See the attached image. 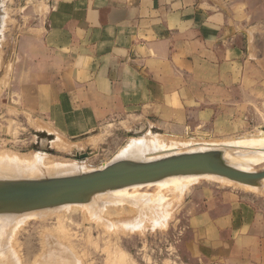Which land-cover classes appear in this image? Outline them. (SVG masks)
<instances>
[{
	"label": "crops",
	"instance_id": "crops-1",
	"mask_svg": "<svg viewBox=\"0 0 264 264\" xmlns=\"http://www.w3.org/2000/svg\"><path fill=\"white\" fill-rule=\"evenodd\" d=\"M42 3L40 22L18 41L15 94L24 118L49 132L73 138L116 120L178 126L188 110L206 115L200 93L212 90L251 93L264 111V0ZM229 207L228 238L239 230ZM203 214L191 224L227 246L224 219Z\"/></svg>",
	"mask_w": 264,
	"mask_h": 264
},
{
	"label": "rangeland",
	"instance_id": "rangeland-1",
	"mask_svg": "<svg viewBox=\"0 0 264 264\" xmlns=\"http://www.w3.org/2000/svg\"><path fill=\"white\" fill-rule=\"evenodd\" d=\"M42 1L43 0H0V13H2L0 15V19H2L0 29V65L4 66L3 64H5L3 67L4 69L1 68L3 71L0 70V81L2 82L4 79L3 82L6 83L3 84L0 82V160L4 155H18V158L20 157V159L26 160L43 154L46 155L44 163H52L54 161L66 165L71 163L69 167L68 165L66 167L67 173H61L62 175L59 174L60 176L67 175L68 171V175H72L71 172H73V174H78L74 171V168L77 170L76 165L82 166L83 164H85L84 166L86 169L83 166H78L77 168H81V171L85 173L98 170L111 163V161L118 160L121 156L123 157L124 154L126 156L123 158L127 159L129 156L127 153L130 152L131 154L132 151L133 153L131 155H135L134 157L138 156L139 160H136V158L132 156L130 157L132 159L128 158V160L144 161L145 158V160L149 159V156L155 154L158 149H153V147L149 149L148 147L143 151L144 153H142L140 151L137 152V149L134 147H136L137 143H143L142 141L145 140V138L148 140L154 136L152 139L157 145V142L162 140L161 142L163 144L161 142L159 143L165 146V151L159 150L160 153H157L158 156L163 155V153H165V155L162 157H166L168 153L178 155V153H188L190 150L193 152L195 145L198 144L197 142H204L203 145L206 147H201V144H198L200 150L196 149L198 148V145H196L197 147H195L194 152H196V150L202 151L205 149L204 151H208L209 149H215L221 151L222 158L232 167L234 166L235 168L245 170V172L249 173L263 170L264 156L262 154L264 152L258 154H261L259 158L258 156L256 157V155L260 152L259 150L262 146L264 151V141L258 143L257 146H260V144L263 145L258 149L255 148L254 151L253 147H250L251 150H247L249 146H242L244 149H240V146L237 149V145L236 147L232 145L235 141L239 139L244 140V138L245 140L249 138L252 142L254 139L258 138L257 135H259L261 131H264V111L256 112L254 107V95L251 93L239 95L238 92H232L230 97L229 95H223V93L213 92V90L206 94L200 93V98H207V102L210 103L211 109L206 111V115L200 116L199 119L191 117L192 111L188 110L186 115L187 118L184 120L183 124L178 126H155L143 121H128L127 123L116 120L105 123L98 129L84 135L67 138L59 134H54V132H49V130H46L47 126L43 125V122L37 119H32L30 116H27L26 120L19 109L21 107V102L17 100L15 94L17 89L15 68L17 45L19 39L30 33L31 29L36 27L43 17L44 6ZM248 87L250 88V86ZM240 97L242 100L247 98L246 103L240 102ZM146 132L149 133L147 134ZM145 135L146 137H144ZM155 136H161L158 137L160 140L156 139ZM138 139L143 140L138 141ZM152 139L150 141H152ZM55 142H58L57 148H55L56 144L53 146ZM192 142L196 143H194V147L191 145ZM188 144L189 146L191 145L188 147L190 150L187 148ZM227 145L228 148H231L227 149ZM129 147L131 148L129 149ZM166 147H168L167 150ZM126 148L128 149L126 150L127 153L125 151ZM151 148L153 150H151ZM170 148L173 149L171 152H168ZM201 148L203 149L201 150ZM120 150L125 153H120ZM149 150L153 151V153ZM241 150L246 155L242 153ZM243 150H247V152ZM233 151H235V154ZM251 151L253 155H251ZM146 152H148V154ZM173 152L178 153L174 154ZM83 153L89 154L90 157L77 160L76 155ZM136 153L141 156L139 157ZM247 153H249L248 156ZM145 155H148V158ZM157 155H153L150 159L152 160L154 156L156 157L155 159H158ZM162 157L160 156V158ZM140 158L142 160H140ZM72 163L77 164L72 165ZM82 168L85 169V171ZM77 171L79 172L80 170ZM81 171L79 173H82ZM35 172L37 177H35ZM35 172L33 176L31 173L25 176L24 174H27L25 172L20 174L21 176H25L22 178L28 179L44 177L45 173H43V171L40 172L39 175L38 171ZM6 175L7 173L5 175L1 173L0 179L21 178V176H16L18 174L14 175L12 173L10 174L11 176H8L9 174ZM49 175H51L50 177L58 176V174ZM187 176L190 177L192 175H186V178L181 177V179L185 178V181H188L185 182L183 180V186L185 187L187 183L191 184L186 185V189L184 188L185 190H182L183 193H181V196H179L175 190L177 189L175 184L177 180L175 179H180V176H172L149 184L134 185L96 193L92 195L88 201L84 202V204H80V207L79 204H73L75 206L68 204L71 208L66 207V205H63L64 207L61 205L62 208L69 210V212L60 215L53 214L41 220L39 218V220L33 218V216L39 214L40 211L45 213V210L54 211L58 210V208H51V210L48 208L40 210L39 212L33 211L34 214L28 212L29 214L31 213L30 215L28 213L14 215L0 214V219L6 216V220H8L7 215L9 218L11 216L10 220L14 216V219L17 218L16 220H20L19 216H22L21 219H23L24 216L27 217V215L32 217V219L29 217L24 219V223L17 229L11 244L13 250L17 253V258H20L22 264L41 263V258L47 253V251H44L47 247L44 246L45 244H42L44 237L45 239L48 238V242L51 243L53 247L57 246L56 243H61V241L63 242L64 240L62 244L65 245L62 252L65 256H69L67 250L72 253L71 257L69 256L66 259H70L71 262L74 260L75 264H264V179L256 183L255 187L235 183L222 177H218V179L216 176H209V178L206 175H194V179L191 177L193 180ZM45 177H48V174ZM211 178L212 180H210ZM123 189V194H121L122 192L120 191ZM133 189H135V191ZM115 191L116 193L118 191L120 193L118 192L116 196ZM147 194L150 195L151 200L155 196L159 197V194L161 195L160 197L166 199L162 204L168 206L169 214L167 218L160 223L162 228L160 225L154 226L153 228V224L146 219V222L140 225V229H131L125 232L122 230L108 232V230H105L102 226L95 225L94 220H89V214L84 213L87 212L89 208H92V210L95 208L96 210L99 206L97 203L99 202L98 198L102 196L101 199H104V197L106 198L108 196L107 198H110V200L115 203L114 205L113 203L109 206L106 205L108 207H106L105 210H108L111 214L110 221L120 220L124 217H127L129 220L135 217L137 209L135 207L133 208L131 205L129 206L126 201L138 203L142 200L141 195L147 196ZM151 195L153 197H151ZM123 197L124 199H122ZM154 200L158 201L156 198L152 201L155 202ZM87 202L91 204L87 206L86 209L84 205H88ZM232 203L236 206L233 210L237 211L236 228L239 227V230L236 232L235 236L228 238V219L230 216L234 218L236 216L234 214L231 215L232 209L230 210L229 205ZM91 205L92 207H90ZM61 206L59 209H61ZM81 207H84L86 211H82ZM203 213L206 214L210 223L219 218L224 219V229L221 230L222 233L220 236H223L224 241L228 240L227 246L214 244V242H216L215 240H218L217 237H215L216 239L214 238L216 233L215 229L212 231L213 233H210V236L206 238L204 236V228H200L199 225L194 226L191 224V221L195 219H198V221L203 224L204 221L202 220L203 217H205ZM125 218L124 220H127ZM14 219L12 221L15 222L16 220ZM6 224L10 225L7 221ZM7 227L9 228V226ZM8 228L4 227L3 230L5 231ZM60 228L64 229V235ZM47 231L48 233L46 234ZM44 232L45 236L43 235ZM232 233H234V231ZM49 238L52 241H50ZM54 238H58L57 240L59 241ZM48 242H45L46 245L49 244ZM53 247L50 249H53ZM42 249L45 252L42 251V254L44 253L43 256L41 255ZM117 249L124 252L126 256L119 259L120 255L116 252L118 251ZM47 250L51 252L49 249ZM53 250L52 252L55 253ZM63 253L61 256H64ZM36 256H38V259L40 256L42 257L34 262ZM67 260L66 262H69ZM120 260H123V262ZM38 261L40 263H38Z\"/></svg>",
	"mask_w": 264,
	"mask_h": 264
},
{
	"label": "water",
	"instance_id": "water-1",
	"mask_svg": "<svg viewBox=\"0 0 264 264\" xmlns=\"http://www.w3.org/2000/svg\"><path fill=\"white\" fill-rule=\"evenodd\" d=\"M221 151L170 155L148 161L118 159L90 172L72 175L0 179V214H23L65 204H81L92 195L172 176L206 175L253 186L264 179V169L249 173L228 165ZM90 157L77 154V160Z\"/></svg>",
	"mask_w": 264,
	"mask_h": 264
},
{
	"label": "bare ground",
	"instance_id": "bare-ground-1",
	"mask_svg": "<svg viewBox=\"0 0 264 264\" xmlns=\"http://www.w3.org/2000/svg\"><path fill=\"white\" fill-rule=\"evenodd\" d=\"M2 13H0V15H1ZM1 21H2V19H0V29H1ZM1 33V32H0ZM1 40V39H0ZM2 60V59H1ZM1 63V62H0ZM4 66H5V64H3ZM2 65H0V70H1V68L2 69H4L3 67L4 66H2ZM1 71H3V70H1ZM5 71V70H4ZM3 73H5V72H3ZM4 81V79L2 80V82L1 83H3V84H6L5 82H3ZM2 84V85H3ZM147 133V132H146ZM145 133V134H146ZM149 133V132H148ZM147 133V134H148ZM149 136V135H148ZM258 136V138L257 139H254V141H250L249 140V138H248V140H247V138H246V140H247V142H246V140H245V138H244V140H237V141H235V143L234 142H232V143H234V144H232L233 145V147H236V145H237V149L240 147V149L241 148H243L244 149V147L245 146H249V148H247V150L248 149H250V147H253V151H254V149L255 148H259L261 145H263V144H260V146H257L258 145V143H262V141H264V131H261L260 132V134L259 135H257ZM144 137H146V135L144 136ZM150 137H151V135H150ZM154 136H152V138H153ZM156 137V139H159L160 140V138H158V137H161V136H155ZM148 138V137H147ZM152 138H149L148 140H146V138H145V140H141V139H138V141L140 140V141H142L143 143H137V145H136V147H134L135 149H137V152H142V153H144L143 151L144 150H146L148 147H149V149H150V147H153V149H158V151L155 153L156 155H157V153L159 152V150L160 151H165L164 150V148H165V146H162L159 142H161V141H159V142H157L158 143V145L153 141V139ZM152 139V141H150ZM252 139V138H251ZM253 140V139H252ZM57 141H59V140H57ZM232 141V140H231ZM230 142V141H229ZM229 142H227V143H229ZM250 142V143H249ZM57 143L58 142H55L54 143V145L53 146H55V144H56V146H55V148H57ZM162 143V142H161ZM195 143V142H194ZM194 143L192 142L191 143V145H193L192 147H194ZM198 144H201V147L202 146H204V148L206 147L205 145H203V143H200V142H197ZM213 143V142H212ZM223 143V142H222ZM221 143V144H222ZM264 143V142H263ZM160 144V145H159ZM163 144V143H162ZM177 144H179V143H177ZM196 144V143H195ZM198 144H196V145H198ZM206 144H207V142H206ZM215 144V143H214ZM225 144V143H224ZM223 144V145H224ZM230 144H231V142H230ZM229 144V145H230ZM190 145V146H191ZM195 145V147H197ZM218 145V144H217ZM253 145V146H252ZM174 146V145H173ZM189 146V144H188V146H187V148L188 147H190ZM208 146H209V144H208ZM225 146V145H224ZM242 146H244V147H242ZM59 147V146H58ZM132 147H133V145H132ZM179 147V146H178ZM195 147H194V150H193V152L195 151ZM223 147V146H222ZM227 147V149H229V148H231V147H229L228 148V145L226 146ZM131 147H129V149H130ZM133 148V149H134ZM173 148H175V147H173ZM172 148V149H173ZM182 148V147H181ZM262 148V149H261ZM260 148V152H258L257 153V155H256V157L258 156V158H259V156L261 155H258L259 153H263L264 151H263V146ZM152 148H151V150H153ZM168 149V147H166V150ZM172 149L170 148V150H168V152L170 151H172ZM185 149V148H184ZM189 149V148H188ZM192 149V148H191ZM196 149H198V150H200V148H199V145H198V148H196ZM203 148H201V150H202ZM207 149H208V147H207ZM206 149V150H207ZM234 149H236V148H234ZM257 149H256V151H257ZM126 150H128L127 148L125 149V151ZM151 150H149V151H151ZM175 150H177L176 148H175ZM175 150H173V151H175ZM190 150V149H189ZM198 150H196V152L198 151ZM205 149H203L202 151H204ZM210 150V149H209ZM212 150V149H211ZM213 150H215V149H213ZM247 150L245 151V150H243V151H245V152H247ZM251 150V149H250ZM121 151V150H120ZM148 151V150H147ZM187 151V150H186ZM236 151V150H235ZM235 151H233L234 152V154H235ZM124 152V151H123ZM122 151L120 152V153H122V154H124ZM136 152V151H135ZM154 152H155V150H154ZM167 152V153H168ZM190 152H192L191 150H190ZM190 152H188V153H190ZM237 152V151H236ZM241 152H242V150H241ZM250 152V151H249ZM126 153H127V151H126ZM133 153V151L131 152V154ZM147 154H148V152H146ZM150 153V152H149ZM151 153H153V151H151ZM150 153V154H151ZM160 153V152H159ZM174 153V152H173ZM178 153V152H177ZM177 153H174V154H177ZM242 153H244V152H242ZM251 153H252V151H251ZM250 153V154H251ZM127 154H129V156H128V158H130L131 156L133 157V158H136V160H139L138 159V156L137 157H134L133 155H131L130 154V152H128ZM137 155H139L138 153H136ZM155 154H153V155H155ZM179 154V153H178ZM232 154V153H231ZM245 154V153H244ZM248 154L249 153H247V156H248ZM256 154V153H255ZM38 155V154H37ZM144 155V154H143ZM152 155V156H153ZM163 155H165V153H163ZM163 155H160L161 157L163 156ZM168 155H173V154H167L166 156H168ZM246 155V154H245ZM251 155H253V153L251 154ZM263 156H264V153L262 154ZM18 156V155H17ZM17 156H15V155H13V156H9V155H4L3 156V158L0 160V168H1V173H3V175H5L6 173H7V175L8 176H11L10 174H18V175H16L17 177H19V176H21V174L20 173H22V172H25V173H27V174H24L25 176L26 175H29V173H31L32 174V176L34 175L33 173L35 172V171H38V175H39V173L40 172H42L43 171V173H45L44 174V177L45 176H47V174H48V177H50L51 175H49V174H58V176H60V175H62L63 173L65 174V173H67L66 172V167H67V165L66 164H63V163H59V162H52V163H50V162H47V163H44L45 162V158H46V155H41V154H39V156H34L33 158H30L31 157V155H30V159H26V160H22V159H20V157L18 158ZM121 156V155H120ZM124 156H126L125 154H124ZM123 156V157H124ZM141 155H139V157H140ZM146 156V155H145ZM152 156H149V159L152 157ZM160 156H158L157 155V157L158 158H160ZM226 156H228V155H226ZM255 156V155H254ZM23 157V156H22ZM21 157V158H22ZM122 156H121V158H119V159H122L123 158ZM147 158H148V155L146 156ZM28 158V157H27ZM127 158V159H128ZM141 158H143V157H141ZM140 158V160H142ZM145 158V157H144ZM156 157L154 156V158L153 159H155ZM250 158H251V156H250ZM115 159H116V157H115ZM123 159H125V158H123ZM130 159H132V158H130ZM146 159V158H145ZM144 159V161H148L149 159H147V160H145ZM152 159V160H153ZM229 159V158H228ZM47 160V159H46ZM151 160V159H150ZM238 160V159H237ZM114 161V160H113ZM260 161H261V158H260ZM112 162V161H111ZM241 162V161H240ZM50 163V164H49ZM261 163V162H260ZM47 164V165H46ZM76 165L77 163H72V165ZM78 164H80V163H78ZM69 165H71V163L69 164ZM69 165H68V167H69ZM85 164H83L82 166L83 167H85L84 166ZM77 167L79 166V165H76ZM81 166V165H80ZM79 166V167H80ZM81 166V167H82ZM74 167V166H73ZM72 167V168H73ZM76 167V169L77 170H80L81 171V168L80 169H78ZM234 167V166H233ZM235 168V167H234ZM71 169V168H70ZM83 169V168H82ZM85 169H86V167H85ZM85 169H83L84 171H85ZM236 169H238V168H236ZM264 169V168H263ZM2 170H3V172H2ZM77 170H75V168H74V171H76L77 173H79ZM89 170V169H88ZM239 170H241V169H239ZM72 171H73V169H72ZM241 171H245V170H241ZM6 172V173H5ZM47 172V173H46ZM71 172V171H70ZM82 172V171H81ZM251 172V171H250ZM0 173V174H1ZM43 173H41V174H43ZM62 173V174H61ZM72 174H73V172H71ZM83 173V172H82ZM20 174V175H19ZM35 174H36V172H35ZM40 174V175H41ZM60 174V175H59ZM68 174H69V171H68ZM67 174V175H68ZM6 175V176H7ZM21 176V178L22 177H25V176ZM31 176V175H30ZM190 176V175H189ZM193 176L194 175H192V176H190V177H188V178H190L191 179V177L193 178ZM12 177H14V176H12ZM35 177H37V174L35 175ZM38 177H40V176H38ZM181 177H185V176H180L179 178L181 179ZM209 177V176H208ZM186 178V177H185ZM185 178H183V179H175V180H177V182H178V180H179V182L177 183H175L176 184V187H177V189H175L176 190V193H178V195L179 196H181L182 194L181 193H183V191L182 190H185L186 188V185H188V184H191V183H187L186 185H185V187L183 186V184H184V182H183V180L185 181ZM187 178V179H188ZM196 178V177H195ZM210 178V177H209ZM208 178V179H209ZM214 178V177H213ZM218 178V177H217ZM167 179V178H166ZM194 179V178H193ZM193 179H191V180H193ZM200 179V178H199ZM219 179V178H218ZM174 180V181H175ZM196 180V179H195ZM194 180V181H195ZM197 180H198V177H197ZM210 180H212V178L210 179ZM173 181V182H174ZM190 181V180H189ZM194 181H193V183H194ZM219 181V180H218ZM220 181H221V179H220ZM222 181H224V180H222ZM181 182H183V183H181ZM185 182H188V181H185ZM192 182V181H191ZM225 182H226V180H225ZM228 182V181H227ZM223 183V182H222ZM230 183H232V182H230ZM174 184V185H175ZM233 185V184H232ZM253 186H255V185H253ZM156 187V186H155ZM168 187V186H167ZM175 187V186H174ZM173 187V188H174ZM243 187V186H242ZM256 187V186H255ZM134 188V187H133ZM141 188V187H140ZM157 188V187H156ZM161 188V187H160ZM160 188H159V190H160ZM185 188V189H184ZM136 189V188H135ZM135 189H133L134 191H135ZM138 189V188H137ZM162 190V189H161ZM123 191H124V189L122 190V191H120V192H122L121 194H123ZM134 191H132L133 193H135ZM119 192V191H118ZM118 192L116 193V191H115V194H116V196H117V194H118ZM119 192V193H120ZM163 192H164V190H163ZM169 192V191H168ZM112 193V192H111ZM127 193V192H126ZM172 193V192H171ZM114 194V193H113ZM120 194V195H121ZM128 194V193H127ZM126 194V195H127ZM132 194V193H131ZM158 194V193H157ZM108 195V194H107ZM128 195H130V194H128ZM153 195V194H152ZM151 195V197H153ZM105 196H106V194H105ZM109 196H110V194H109ZM119 196V195H118ZM161 195L159 194V197L158 196H155V197H153L152 198V200L154 199V198H156V199H158V201L157 200H154L155 202H153L151 199H150V195L149 194H147V196L146 195H141V199L142 200H140L138 203H132V202H127L126 201V203H128L129 204V206L131 205V206H133V208L135 207L136 209H137V214L135 215V217L134 218H130L129 220H128V218L126 217H124L125 219H127V220H124V218L123 219H120V220H116V221H110V218H111V214L108 212V210L106 211L105 209H106V207H108L110 204L112 205V203H113V205L115 204L112 200H110V198H105L104 197V199H101V197L100 198H98V201L99 202H97L98 203V208L95 210V208L92 210V208H89V209H87V206H89L90 204L88 203V205H84V207H86V209H87V212H84V213H88L89 215V220H91L92 219V221L94 220V222H95V225H99V226H102L105 230H108V232L110 231H115V232H117L118 230H122V231H126V230H131V229H140V225L141 224H143L144 222H146L145 220L147 219L148 221H150L153 225V228H154V226H159L160 225V223L165 219V218H167V216H168V214H169V209H168V206L167 205H165V204H162V202H164V200H166L165 198H163V197H160ZM120 197V196H119ZM96 199V198H95ZM122 199H124V197L122 198ZM125 199H128V198H125ZM134 199V198H133ZM150 199V200H149ZM175 199H176V197H175ZM135 200H137V199H135ZM121 201V200H120ZM125 202V201H124ZM94 203H96V202H94ZM96 203V204H97ZM122 203V202H121ZM82 204V203H81ZM84 204V203H83ZM92 204H93V202H92ZM118 204V203H117ZM136 204V205H135ZM168 204V203H167ZM66 205V207H69V205L68 204H65ZM71 205H73V204H71ZM70 205V206H71ZM94 205V204H93ZM106 205H108V206H106ZM172 205V204H171ZM63 206V205H62ZM62 206H61V209H59L60 208V206L59 207H57L58 208V210H54V211H47V210H45V213L44 212H42V211H40V210H38V211H36V212H39V214H36L35 216H33V218H36V219H45L46 217L48 218V217H50L51 215H53V214H56V215H60V214H63V213H65V212H69V210H67V209H64V208H62ZM73 206H75V205H73ZM78 206V205H77ZM76 206V207H77ZM81 205L79 204V207H80ZM83 206V205H82ZM64 207V206H63ZM83 207V208H84ZM90 207H92V205L90 206ZM93 207H95V206H93ZM123 207V206H122ZM55 208V207H54ZM53 208V209H54ZM69 208H71V207H69ZM82 207H81V210L83 211V210H85V208L83 209ZM111 208V207H110ZM110 208H108V209H110ZM50 210H51V208H49ZM52 209V210H53ZM80 209V208H79ZM44 210V209H43ZM131 210V209H130ZM86 211V210H85ZM121 211H122V209H121ZM35 212V211H34ZM42 212V213H41ZM136 212V211H135ZM31 213H33V212H31ZM30 213V214H31ZM29 214V213H28ZM29 214V215H30ZM34 214V213H33ZM131 214V213H130ZM129 214V215H130ZM29 215H27V217L26 216H24V217H26V218H24L23 217V219H21V217L22 216H19L20 217V220H16V219H14V217L10 220V218H11V216H10V218L8 217V215H7V219L9 220H6V216H4L3 217V215H2V217H3V219L1 220L0 219V223L2 224H6V221H7V223H9L10 225H3L4 227H6V228H8L7 226H9V228L7 229V230H3L4 229V227L0 224V263H2V264H22V261L20 260V258L18 259L17 257V253L13 250V248H12V246H11V244H12V241L14 240V237H15V233L17 232V229L22 225V223H24V219H27L28 217H29ZM125 216H126V214H125ZM17 217V216H16ZM19 217H18V219H19ZM30 219H32V217H29ZM16 220L15 222L14 221H12V220ZM38 219V220H39ZM5 220V221H4ZM12 221V222H11ZM26 221V220H25ZM164 224H165V222H164ZM149 225V224H148ZM166 225V224H165ZM145 226V225H144ZM161 226V228H162V225H160ZM61 227V226H60ZM158 228V227H157ZM163 228H165V227H163ZM56 230V229H55ZM60 230L62 231V234L64 235V232H63V228H60ZM60 231V232H61ZM140 231V230H139ZM132 232V231H131ZM48 233V231L46 232V234ZM51 233V232H50ZM43 234V233H42ZM115 234V233H114ZM44 236H45V232H44V234H43ZM49 235V234H48ZM47 235V236H48ZM54 235H55V233H54ZM41 238H42V236H41ZM59 238V237H58ZM57 238V239H58ZM48 238H46L45 239V237H44V241H42L43 243V245L44 246H46L45 248V250L44 251H47V253L44 255V251H43V249L41 250V255L43 256V258H41L42 256H40V258H41V260H40V262L38 261V263H40V264H68V263H70L71 261H70V259L69 260H67L66 258H68L69 256L71 257V255H72V253H70L68 250H67V252H68V255L69 256H65V254L62 252V249H64V245L65 244H62L63 242H64V240H63V242L61 241V243L60 242H58V243H60V244H58V243H56L57 244V248L56 247H53V245L51 244V243H49L48 242V240H47ZM55 239V238H54ZM57 239H55V240H57ZM49 240L50 241H52L50 238H49ZM54 240V241H55ZM61 240V239H60ZM57 241H59V240H57ZM45 242H48L49 244L48 245H52V247H53V249H50V248H52L51 247V245L50 246H48V245H46V243ZM42 245V246H43ZM43 246V247H44ZM49 247V248H48ZM67 248V247H66ZM66 248H65V250H66ZM47 249H49L51 252H49ZM52 250L55 252V253H53L52 252ZM64 250V251H65ZM118 250V249H117ZM42 251L44 252L43 254H42ZM116 252H118L119 253V259H122V257H125L126 255H125V253L124 252H122L121 250H118V251H116ZM63 253V255L64 256H61V254ZM65 253H66V251H65ZM70 253V254H69ZM39 258V259H40ZM73 258V257H72ZM71 258V259H72ZM74 258H76V257H74ZM38 259V256H36L35 257V259H34V262H36V260ZM38 259V260H39ZM118 259V260H119ZM66 260L67 261H69V262H66ZM76 260H79V259H76ZM126 260V259H125ZM124 260V261H125ZM121 261V260H120ZM73 262V263H72ZM71 263L72 264H75V261L73 260ZM121 262H123V260L121 261ZM70 263V264H71ZM78 263H79V261H78ZM33 264V263H32ZM35 264H37V262L35 263ZM80 264H82V263H80Z\"/></svg>",
	"mask_w": 264,
	"mask_h": 264
}]
</instances>
